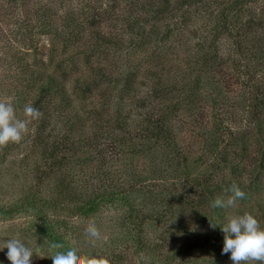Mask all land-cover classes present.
Instances as JSON below:
<instances>
[{
	"label": "trees",
	"instance_id": "16d2710c",
	"mask_svg": "<svg viewBox=\"0 0 264 264\" xmlns=\"http://www.w3.org/2000/svg\"><path fill=\"white\" fill-rule=\"evenodd\" d=\"M9 99L18 118L28 103L42 113L0 148V171L22 178L0 201L5 243L29 247L30 264L73 247L109 264H230L224 220L249 213L264 229V190L251 191L264 174V0H0ZM233 184L244 201L213 207Z\"/></svg>",
	"mask_w": 264,
	"mask_h": 264
},
{
	"label": "clouds",
	"instance_id": "9594fccd",
	"mask_svg": "<svg viewBox=\"0 0 264 264\" xmlns=\"http://www.w3.org/2000/svg\"><path fill=\"white\" fill-rule=\"evenodd\" d=\"M39 109L28 103L23 108V118L16 116L11 100H0V148L9 143H20L29 131V125L40 119ZM231 195L226 200L215 199L213 207H235L237 200L245 197V193L235 184L226 190ZM224 233L222 254L230 253L233 264H264V229L251 214L229 215L226 223L221 226ZM85 234L93 241L100 240L101 233L94 221L89 222ZM7 248V259L10 264H30L32 250L18 239H9L4 243ZM63 248L62 244L52 243L50 251ZM52 264H109L107 259L79 255L73 247L66 252L54 251L51 255Z\"/></svg>",
	"mask_w": 264,
	"mask_h": 264
},
{
	"label": "rangeland",
	"instance_id": "374dc122",
	"mask_svg": "<svg viewBox=\"0 0 264 264\" xmlns=\"http://www.w3.org/2000/svg\"><path fill=\"white\" fill-rule=\"evenodd\" d=\"M9 158H7V160H5V161H3V160L0 161V163H1L0 168L3 166H10V162H8ZM246 176H247V174H246ZM21 180H22V178L18 179V180H12L11 176H9V174L4 169H2V171H0V187H1V189H0V201L1 202L9 201V198H11L13 195L21 194V190H20L21 187H20V184H18L21 182ZM252 185L254 186L251 190L253 192V194H256L257 191L259 192L261 190H264V174H261L260 176L256 177L254 180V183ZM245 187H246V185H245ZM252 192H250V194H252ZM229 195H231V193H227V194L224 193L222 200H226ZM243 201H244L243 199L237 200L236 204L239 202H243ZM225 208H226V211L229 212L234 207H225ZM7 222H9V221L0 219V246H1L2 242L4 244L5 241L8 239L7 237L10 236V234L7 233V232H9L8 231L9 223H7ZM18 222L19 221H17V223ZM209 222L210 221H207L206 219L198 218L197 219L198 225L196 228H198L200 225H203V227L208 226L212 231H217L216 226H217V223L219 222V219L215 218L214 223L208 224ZM224 223H225V220H224ZM194 228H195V225H194ZM200 253L209 254L210 251L201 250ZM228 262L230 264H233V262L230 259ZM254 263L258 264V262H253V264Z\"/></svg>",
	"mask_w": 264,
	"mask_h": 264
}]
</instances>
